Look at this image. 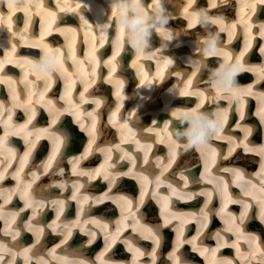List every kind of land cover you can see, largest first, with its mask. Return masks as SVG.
<instances>
[{
	"label": "bare ground",
	"instance_id": "6f19581e",
	"mask_svg": "<svg viewBox=\"0 0 264 264\" xmlns=\"http://www.w3.org/2000/svg\"><path fill=\"white\" fill-rule=\"evenodd\" d=\"M27 2L28 0H23ZM22 0L19 1L20 3L23 2ZM99 1V0H98ZM207 0H201V4ZM232 0H224V4L226 7L231 6ZM107 2L110 3V10L108 8H105L101 13V18L104 19V21L108 24L112 18L114 17L113 15L116 13L118 14V23L117 26L118 28H121V24L125 25L127 21V15H124V13L128 12L130 14V10L133 11L131 7H126V8H120L118 5L120 4H127L130 5L133 3V0H107ZM138 2L146 7H156L157 2L156 0H138ZM264 2V0H262ZM248 2H243L242 7L240 9L239 14L236 15V18L233 20H230L228 18V15L225 14L227 11L225 8L219 7V3L214 5V10L211 11L213 2L210 3L209 6L207 5H202L197 1V0H192L193 4L190 7L189 0H159V4L165 12V7L168 5V10L169 14H167L165 20L163 19L162 23H166L169 26V22L174 23V30L177 28L179 29L180 23L184 26L187 25V30L181 33L180 37L181 40L172 42V43H166L164 44L163 49L167 50L172 47L180 46L183 45L184 48L192 47V53L190 52L188 54L189 59L186 61L188 63H193V61H196L198 64L197 66L200 67L196 69L197 75L193 77V79L198 80L196 83V88H192L187 91V88H182L179 87V85H174L173 88H170L168 90V93H165V95H172V93H175V95L179 96L178 98L180 101L185 102V105H189L187 107L188 115H194L196 118L199 116H202L203 121L208 119V122L205 123V126L210 129L209 132L206 133V137H203L200 132H203L202 130L204 129V126H196L199 122L198 119L195 120V126L190 127L191 133H189L188 138H184L182 135L183 133H179L173 138L175 140L181 139V141H178L175 145L179 147H183V152L181 154V157H183V162L184 165L187 166V171L185 172L184 175H182L181 178L185 179L191 174V171L193 168L198 165L199 163V157L198 154H201L203 156V150L199 148L200 146L206 147V149H213L207 156L206 154L203 157H214L215 155L219 156L220 153L222 154V150L224 152L226 151L227 147L224 148L223 144L220 143L222 142V139L225 140H230L232 143H228L229 145L233 146L231 147L230 150H227L226 152L229 154L231 150L236 146L238 150V154L234 152V157L237 158L238 156H241V151L242 147H245L246 149H250L253 151H256V147L251 143L249 139L246 137H242L241 139H238V130L232 128V127H224L225 126V116L224 113L228 112L230 108L234 107L232 109V112L230 114L231 119H234L235 126L238 127L239 129L243 130L242 136L244 135H250L251 133H254L252 128L249 126V124H256V121L254 120L255 117H253L252 112H247V114H244V108L247 107L249 104L245 105V107L242 108V105L244 101L248 100L250 103H253L254 100L259 99L262 94L258 92L259 89H255L256 86L252 87V84L254 81L257 83V81L260 80V84L264 83V80L262 78L264 77V57L261 56V60L256 61L255 65H244L243 68L239 67V70L242 71V73H245L243 76V81L242 85L240 86L241 90H233V87L230 86L229 84L225 83L222 78H217L214 81H211L210 83L207 82L211 76L215 75L218 72L220 73V70L215 69V64L217 60H208L206 55H216L219 54L221 50H226V51H231L232 47L230 48L229 46L223 47L232 41H234L235 37L233 35H239L241 32H243L244 28L246 26H253L256 30L255 33H253L254 36H260L264 39V21H250L251 17V11H246L245 15H241V10L245 9L246 4ZM44 4L48 5L49 0H45ZM79 5V7L77 6ZM97 6H103L101 1L96 3ZM263 3H261V0L257 3L258 8L263 7ZM51 6V5H50ZM21 8H25L23 5H20ZM146 7H141L139 9H136L134 11V14H136V23L131 27V25H128L127 27L124 28V32L122 33L121 38L119 35L115 36V39L107 40V41H100L102 38L97 36V47H101L104 44L107 43H112L115 46V50L112 54V58H116L113 63L110 62V67L114 70L117 65H120V70L124 71L127 74H130V70L132 68L126 67V65H121L127 58L129 54L134 52L131 47L137 46L142 43L143 38L139 35H142L140 32V27L142 31H149L150 27H148L145 23V17H146V9L148 12L150 10ZM185 7L188 8V11L185 12L184 9ZM61 13L57 12L55 13L53 10L52 12L42 10L41 7H28L27 11H31L33 14L32 16L35 17H43V24H45V32L41 34V36L37 37L36 39L32 40L33 43L31 47H38L39 46V41L42 36H44L46 33L50 32L53 35L51 37V40L57 42L58 45H60V42L65 40V42H69L72 37L70 38H65L61 39L63 35H68V36H73V33L76 35L79 31V29H76L73 27H77L78 19L80 18V13L81 11H84V8H82V3L76 2L73 4H70L68 1H65L61 6ZM38 9V11H37ZM143 10V11H141ZM37 11L36 13H34ZM145 12V14L143 13ZM55 13V14H53ZM195 13H198L199 15H194ZM264 13V9H263ZM38 14H43L39 16ZM205 14L207 15L208 19H205ZM124 15V16H122ZM85 16L87 18H90L91 15L88 13H85ZM120 16V17H119ZM161 16V15H159ZM162 17V16H161ZM56 18L59 19L62 18V25H55V26H49V23L51 19ZM245 18V19H244ZM115 19V17H114ZM114 25V21H112ZM199 23V24H198ZM248 23V25H246ZM195 24H198L196 27ZM101 26V25H100ZM108 26V25H107ZM48 27V28H47ZM193 28V29H192ZM186 29V28H185ZM251 30V29H250ZM71 31V32H70ZM171 34L169 30L166 29V34L164 35L165 37V42H170L172 39V34L171 38H168V35ZM79 40L81 41L83 38V35L78 34ZM223 39L229 40L228 43H223L222 45L216 44L219 43V40L222 42ZM130 41V43H127ZM74 40V39H73ZM155 41V40H154ZM72 42V41H71ZM22 43L24 44H29L28 40L26 38H23ZM45 41H42L40 44L41 48H47V45L44 44ZM243 44V43H241ZM64 45V44H62ZM249 45V44H248ZM233 47L235 45H232ZM25 47V46H24ZM247 47V48H246ZM256 49L255 52L253 50L249 49L247 46V43H244L242 45V48L244 51L240 52L241 55L247 54V57L250 59H254L259 57V47L260 43L255 42L254 46ZM33 48L27 47L28 51H31ZM76 49H79V46H76ZM122 49V52H120L119 56H117V53ZM247 49V52L245 50ZM263 49V48H262ZM22 52L24 50L22 49ZM99 52L102 53L103 55L107 56L111 53V51L103 49H99ZM188 51L185 50L184 53H187ZM13 54V52H12ZM20 54V53H19ZM43 55V56H42ZM40 55L41 59L44 60V63H47L46 67H43L40 65V68L43 69V71H46L48 73L47 76L43 75L42 78L44 79V85L41 88H38L37 86V81L36 79H32V77L28 74L26 76L22 77V82L24 85L29 87V97L25 98L26 91L24 96H21V92H18V83L16 79L14 78L15 76L8 75V77H2L0 76V84L2 82L5 83V89L9 93L11 103H6L4 100H0V125H3V127H0V132H3V134L0 135V161H2L1 157H4L2 155H5L8 157V160L3 158L4 160L0 163V179L2 178L3 174L5 173L7 176L9 175L11 178H14L18 181L21 182L17 187L15 186L12 188L11 186L6 187L4 184L7 183L5 180L0 181V264H55V261L59 262L60 264H68V260L71 258H66L63 259L58 255H66L67 253L64 250H70V254L72 255H84L88 257H93L94 254L92 252L96 250L100 244H101V236H99V239L92 243L90 240L89 244L88 242L85 241V237L88 235V240L89 236L90 239L93 238L89 234V232H93L96 234V236L100 233L103 234L104 239H108L110 242L105 245L102 249V252L100 255L109 252V257H112L113 259H110V263L113 262V264H181L177 260V250L183 247H189L191 244L190 242V237L184 236L183 238H177L176 237V244H173L172 248L169 249L168 255L171 258L170 261H166V253L162 250H156L158 248V244L156 243L157 238L154 236H150L149 232H145L142 229H139L142 232V236H136L135 240L132 239V237H127L126 231H123V234L121 235V230L112 231L109 232V229L107 228H99L98 225L101 222H104V217H111L112 219L116 218V214L114 210L110 207L111 201H116L118 203V195H115L112 193V191L105 190L103 193V196H97L99 199L98 201L102 202L104 205L103 207L98 206V202L92 201L93 205H90V210L95 213V216H91L90 214L86 215L85 217H79L76 215H71V213H68L67 209L72 205L75 204V202H82V199L86 197L87 191L86 187L91 186V185H97L98 188H101L103 185L101 183L106 184H111L110 178H114L116 180V183H120L123 178L126 179V177H130L127 182L122 183L123 185H129L130 182L133 184L135 183L132 179L136 178V181L140 184L141 181L143 180L142 177L139 176V170L144 169L143 166L139 169L135 170H128L126 172L119 171L115 169L114 167V162L108 161L105 163L106 158L103 159V162L100 163L98 166H90V162L86 163L90 158L93 157H98L100 153L102 152V149H104V152L108 153L109 157L110 154L114 151L117 150V153L120 154V157L125 156L127 159L128 157H133L134 153L132 154L128 153V147L132 146L134 150L137 148H147L150 149L148 145L150 143H153V140L151 139L150 135L148 138L140 139L139 142L134 143V139L139 135V133L143 130L145 127H148L147 129L150 131H157L160 129V126L166 127L165 123L163 121H159L157 119L156 121L158 122L155 124V121L153 120L152 123L148 126V124L141 125L140 127H137V124H140L141 119L140 117L144 114L143 108L138 109L135 113L131 111L132 113V118L131 121H128V115L124 116V111L123 110H116L110 115V120L109 124L105 125H110L114 126L116 128V134L114 132H109L107 130V140L108 141H102L98 140V136L100 134V131L98 126H102L104 124H97V120L93 121L91 124V121L89 124H86V119L88 116H90L92 119L94 117V114L97 109L99 111H102L104 107L99 108V105L103 103V101H107V97L103 98L101 93H94L93 95L90 93H87L86 90L84 92L79 93L78 97V102H77V107L72 108L71 103L74 101L72 97V90L73 87L70 86L72 83L76 82H81L84 86L88 87L90 86V82H92V74L96 73L95 70H85L83 75H79V70L78 69H71L69 68L68 70L70 71H64L63 67L61 66L62 69H59L58 64L54 61V59H51L50 55L48 52L44 51L43 54ZM157 55H163L167 56V52L164 50H154V51H149L147 50L145 54H141L138 56L134 55V62H146V58H152L154 59L155 56ZM13 60H9V64L12 65L15 69L16 68H30L34 61L29 57L25 56H20V55H15L13 57ZM80 59H83L80 57ZM227 61L230 59V57L226 58ZM155 60V59H154ZM263 62V63H262ZM2 63V61L0 62ZM39 64V63H38ZM105 63L100 62L97 65L98 67L103 66ZM175 65L177 66L183 73L188 72V68L184 69V64L179 61V58L176 57L174 61L170 62V65ZM53 69H58V74L60 79L65 81V87L63 93L67 94L69 91L68 99H65V96L62 94L61 98L58 100L57 98L55 99H49L50 95L46 94L49 86L52 84V81L57 78L58 75H52L51 69H48V67H51ZM190 65V64H189ZM148 67V65H146ZM164 68L165 66L161 64ZM5 67V65H4ZM9 66L7 65L6 68ZM169 66H166V69H169ZM233 69H235V66H232ZM251 70L253 73H251ZM26 71V70H25ZM27 73V72H26ZM112 73V74H111ZM39 74V73H38ZM42 74V73H40ZM119 73L117 71H111L108 73L106 76V83L112 84L113 91L116 92V95L119 96H127L131 91L127 90L125 86H123L124 81L120 79L118 76ZM2 75V74H0ZM149 76L150 79L154 80V76H152V72L148 71L146 76ZM129 76V75H128ZM39 77V76H37ZM130 77V76H129ZM201 80H199V78ZM105 80V79H104ZM104 80L101 78L98 82L99 84H102ZM132 80H134L132 78ZM21 81V80H20ZM239 83V82H238ZM33 84H36L37 90L32 87ZM97 84L98 92H101L99 90L102 89V92H107V87L105 85H99ZM99 85V87H98ZM84 88V87H83ZM82 88V89H83ZM78 89V88H77ZM36 90V91H32ZM111 91V90H110ZM264 91V90H262ZM193 93V94H192ZM150 93L147 94V96ZM161 95L162 93H155V101L162 99ZM165 95L163 96V99H165ZM192 95V96H188ZM199 95H201L200 101L201 103L206 102L205 106H209L206 108L204 111L203 109L199 110V108L203 105L201 103H192V99L196 98L198 99ZM188 96V97H184ZM172 98V97H170ZM169 98V99H170ZM89 100L95 103V107L88 109L84 111L85 105L84 103ZM126 100V99H125ZM124 100V102H125ZM223 100L227 101L226 105H223ZM240 103H236L235 101H241ZM64 103V107L61 108L62 104ZM42 105V107H38V105ZM69 105V107H68ZM223 105V106H222ZM153 107L155 105H152ZM41 108L45 111V113H41L42 119H46V117H49V124L47 126V129L49 132L52 130L56 129L57 123L59 122L60 119L63 118H58L62 113L64 112H72L74 115V122L76 123V127L74 126L71 128L72 134H74V139L71 140L70 146H68L71 149L72 154L76 155V157L71 156L66 158V163L71 165L74 175H69L67 176L66 174L62 175V170H58L54 172V170H51L49 173L53 176L52 182L36 187V180L40 179L42 176L41 174V167L43 166L44 162L47 160L51 161L53 160V156L60 151V156H62V148L61 143L64 141L62 135H58L59 139L57 144H55L54 151L57 149L55 152H51V156L48 155L47 157H43L41 160L38 158L41 157L42 154H47L48 151L42 150L41 153L35 154L33 158L38 161V163H35L33 165H29V168H25L28 158L32 151L34 150L33 148L35 147V143L37 142L38 138L39 140L45 139L46 135L48 133H42V134H35V137L30 138V134L23 133V131L27 130L28 121L34 117L35 115V110L36 108ZM14 110H17L19 114H26L27 115V123H24L23 125H20L17 121H15L10 114L14 112ZM156 111L154 113L159 114V108L155 109ZM151 111H153L151 109ZM213 114L211 115V113ZM264 112V111H263ZM5 113L7 115H5ZM147 113V112H145ZM264 114V113H263ZM64 116L67 115L68 121L73 118L68 114H63ZM137 115L136 118L134 116ZM181 115H187L186 113H182ZM104 114H101V118H103ZM121 116V117H120ZM143 117V116H142ZM99 118V117H98ZM103 119L101 120V122ZM214 121V124L212 123ZM178 122H185V119L183 117H180L178 119ZM126 126V127H124ZM214 126V128H213ZM98 128V129H97ZM76 129V131H75ZM134 129L137 131L133 132ZM83 130V131H80ZM124 130V134L127 136L124 138L125 143L122 141H118L119 138L118 136H122V133H119V131ZM146 130V129H144ZM166 130V129H165ZM133 132L132 135L130 133ZM211 132H214L211 134ZM70 133V132H69ZM7 134V135H5ZM88 135V138L85 139L84 135ZM159 135V133H158ZM7 136H14V137H22L23 140L26 143V148L25 150L22 151V153L18 156V163L17 165H13V161L15 159V153L18 150H12L10 147L5 146L4 151L3 150V143L2 141L6 140ZM82 137L84 138V141H81ZM141 137V135H140ZM190 139V141H189ZM210 139V140H209ZM212 139V140H211ZM150 142V143H149ZM2 143V144H1ZM197 144V145H194ZM84 147L82 153H80V149ZM257 146L260 147V151L264 152V142L259 143ZM194 147H198L196 150ZM221 150V151H219ZM184 152L186 153L184 155ZM257 153V152H255ZM64 154V153H63ZM144 154H147V152L144 150ZM258 154H260L258 152ZM257 156L259 157V155ZM136 156V155H135ZM254 154L251 152H248L247 154L242 155V159H245V163H248L250 159L254 158ZM156 158V157H155ZM58 157L55 159L57 161ZM238 159V158H237ZM63 159H61L62 161ZM83 160L85 163H81L80 161ZM158 162L160 159L158 158ZM236 161V159H235ZM29 162V161H28ZM170 162H167L165 164H169ZM110 164L113 165L110 168ZM227 163L222 165H218L217 170H212L209 175H203L201 178L202 180H207L211 183H217L218 180L223 179L225 182H228V174L233 173L238 171L239 167L236 166H241V165H228L225 166ZM13 165V166H12ZM203 167L207 168L209 167L210 163L208 161L204 164ZM134 166L130 165V168H133ZM60 169L62 168V165H60ZM30 172H29V171ZM259 173V172H258ZM61 175L62 178L59 177ZM114 176V177H113ZM186 176V177H185ZM192 177L193 179L199 178L197 175H195L192 172ZM151 176H149V180L146 183V185L141 189L140 195H156L158 198V202L166 208H170L172 204H170L167 201V198L171 196V198H176L175 195V189H172L171 192L167 195L166 193L162 191H157L161 189V187H157L154 185V181L152 182ZM244 180L245 182H251L253 184L257 185H263L264 183V171L259 173L258 178L253 174V171H250L248 174H241L240 176L237 174L235 176V180L239 182V185H242V181ZM222 180V181H223ZM121 184V185H122ZM72 186V193L70 196L67 195L68 188L67 186ZM117 185V184H116ZM191 182L189 180H185L182 186H179L178 188L184 189V196L187 197L191 201L188 202L189 204H192L194 202H197L199 199L197 197V194H194V198H190L186 196V194L189 195V193L192 191L191 188ZM213 185H207L206 183L203 184V187L201 189V192H209L212 194L213 191ZM176 189L178 194H181L182 190L181 189ZM80 189L81 191H74ZM21 190L25 195L21 194L19 192ZM74 191V193H73ZM249 190L245 191L246 193ZM128 192V191H127ZM130 193H135L134 191H130ZM94 196H91L90 198L92 199ZM18 198H22L23 202L25 205L19 206V208L16 209H9L6 207L9 203H15ZM149 198V197H148ZM262 204L260 205V210L264 212V197L260 196ZM142 201L144 200L143 197H141ZM85 200V199H84ZM216 202V198L214 199ZM245 202V203H251L252 200L250 197L242 196L241 194H238L236 197L230 198L228 200L229 203L233 202ZM25 206H28V209L31 211V215L26 218L25 215L19 216L20 211H22ZM113 206V205H112ZM235 204L233 205H226L224 210L220 211L217 210V216L223 217L225 215L232 216V219L228 220L229 223V228L227 231H221L219 230L218 232L216 231L215 233L213 230H215L218 227V224H214L213 226L210 227L208 232L211 234L212 237H216V242H208L207 244L203 243V247L201 249L205 250L207 247H221L219 249V255L214 259L213 256L207 260L206 263H200V264H216V263H221V264H259L257 261L264 258V234H262V231H264V226L263 228L258 227L257 230H251L249 232L246 231V229L241 228L240 226H236V223L234 222L236 217L239 216L238 210L235 209ZM56 207V214L54 217L46 216L44 217V222H42L40 219L37 218H42L45 213L49 212L52 208ZM151 206L147 205L146 211L149 210L150 217H152V211L149 209ZM188 208V207H187ZM118 210H121V208H117ZM191 209L192 211H190ZM187 212L186 210L181 213H179L177 216L175 214L169 215L168 218L166 216L164 219H166V225L163 224V226H168L166 229L163 227L162 235L164 236V239L166 240V237L169 236V233L173 230L174 234L184 232L185 228L192 229L195 227V221L198 220L199 213L198 209L195 207L188 208ZM130 213L134 214L136 210L134 208H131L129 210ZM201 214H204L203 211L200 212ZM15 216V217H13ZM242 217V216H241ZM16 218L21 221V224L18 225L16 223ZM118 218V214H117ZM260 218L264 220V215L261 216L260 212ZM214 219V218H213ZM25 220L27 221L25 223ZM187 221V222H186ZM259 219H254L253 216L249 217L247 219V223H251L252 225L257 224ZM29 222V224H27ZM186 222V223H185ZM2 223V224H1ZM49 225L52 227V229L48 226ZM112 223V221H109V224ZM184 223L187 225L184 226ZM258 223H261L259 221ZM162 225V224H160ZM159 225V228H160ZM24 229V232L23 230ZM123 229H126L123 228ZM54 233H64V235L59 239L57 243L53 242L54 244L52 246H44V247H39L36 246L35 242L30 243V237H31V232L32 231H37L39 236H45L49 233V236H53L51 231ZM170 231V232H169ZM23 232V233H22ZM209 234V235H210ZM67 237H72L70 243L64 242V240ZM144 238V239H143ZM33 238H31L32 240ZM54 239V238H52ZM141 239V242L138 240ZM143 239V240H142ZM147 239H150L148 241ZM259 239V240H258ZM118 241L123 243V246L121 244H118ZM175 242V236L174 240ZM199 241H202V239H199ZM22 244L23 246L19 245ZM151 243L153 247L151 246ZM155 244V245H154ZM150 245V248H147L146 246ZM64 248H63V247ZM193 246V245H192ZM201 246V245H200ZM124 247V248H123ZM152 247V248H151ZM195 247V246H193ZM196 248V247H195ZM64 249V250H63ZM126 249L127 251H125ZM216 249V248H214ZM77 253V254H73ZM175 253V254H174ZM188 253V251H187ZM190 255V254H189ZM151 256L152 260L149 258ZM98 255L94 256V259L97 258ZM122 257L124 258L123 261H119L117 258ZM155 257L157 258V261L155 260ZM186 257L189 258L188 255ZM197 258V257H194ZM113 260V261H112ZM183 264H192L189 262H184Z\"/></svg>",
	"mask_w": 264,
	"mask_h": 264
},
{
	"label": "snow or ice",
	"instance_id": "6c2138e0",
	"mask_svg": "<svg viewBox=\"0 0 264 264\" xmlns=\"http://www.w3.org/2000/svg\"><path fill=\"white\" fill-rule=\"evenodd\" d=\"M157 2V5H158V8H159V0H156ZM192 3V0H189V4ZM79 7V5H77ZM6 7L7 9L9 10L8 13H7V22L10 23L11 21V12L16 9L17 7H19L18 3H17V0H6ZM25 8L28 7L27 4L24 5ZM118 7L120 8H126V7H131L132 9L136 10V9H139L141 7H146V6H143L141 5L138 0H133V3L130 4V5H127V4H120L118 5ZM185 12L188 11V8L185 7L184 9ZM194 15H199L198 13H195ZM156 19H161L160 16H156ZM205 19H208L207 15L205 14ZM5 22V14L4 13H0V23H4ZM168 38L170 39L171 38V34L168 35ZM262 52H264V49H261ZM7 135V134H5ZM262 215H264V212H262ZM0 259H2V257H0Z\"/></svg>",
	"mask_w": 264,
	"mask_h": 264
}]
</instances>
